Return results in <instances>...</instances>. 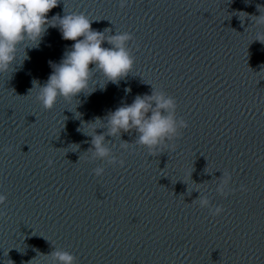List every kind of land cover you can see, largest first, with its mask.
<instances>
[{"label":"clouds","instance_id":"clouds-1","mask_svg":"<svg viewBox=\"0 0 264 264\" xmlns=\"http://www.w3.org/2000/svg\"><path fill=\"white\" fill-rule=\"evenodd\" d=\"M60 0H0V73L7 72L16 62L18 47L26 40L39 44L48 27H59L62 38L74 41L71 50L67 51L59 64L53 65V72L47 82L39 86L37 100L46 110H51L58 98L70 100L80 93H86L90 77L94 72L101 73L107 81L118 83L126 77L134 67V56L128 47V42L134 39L129 32H116L115 35H105L111 29L103 32L93 30L92 21L84 13H66L63 17L55 16L48 19L47 14L55 8ZM127 0H120L124 8ZM253 16V26L264 29V12ZM58 20V24L49 21ZM255 40L264 43V31H258ZM110 47H103L104 42ZM91 66V67H90ZM176 100L162 90L153 88L151 95H137L131 104H123L110 111L104 122L106 132L97 134L94 128L91 134L89 149L91 160H105L109 165H124V160H118L112 149L105 143L106 136L120 137L122 133L132 130L138 134L135 145L145 147L149 155L159 152L161 146L182 136V130L189 125L183 118H177ZM97 121H101L99 118ZM128 142L122 141L120 147L127 150ZM51 164V161H49ZM100 177L104 174L103 167L93 169ZM231 174L227 171L218 179L216 193L227 196L234 190L230 188ZM242 191L246 189L241 186ZM7 197L0 194V205H4ZM201 208H208L213 216L220 215L224 209L221 206L212 207L207 196L200 195L194 201ZM5 213L0 212V215ZM51 264H75L76 257L68 251L54 248L47 255Z\"/></svg>","mask_w":264,"mask_h":264}]
</instances>
